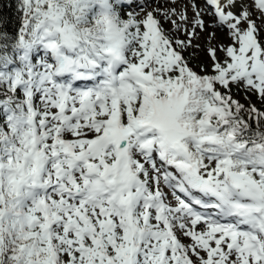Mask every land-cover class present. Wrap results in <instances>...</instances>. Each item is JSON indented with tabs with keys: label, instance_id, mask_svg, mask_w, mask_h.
<instances>
[{
	"label": "snow or ice",
	"instance_id": "6c2138e0",
	"mask_svg": "<svg viewBox=\"0 0 264 264\" xmlns=\"http://www.w3.org/2000/svg\"><path fill=\"white\" fill-rule=\"evenodd\" d=\"M15 7L0 264H264V0Z\"/></svg>",
	"mask_w": 264,
	"mask_h": 264
},
{
	"label": "trees",
	"instance_id": "16d2710c",
	"mask_svg": "<svg viewBox=\"0 0 264 264\" xmlns=\"http://www.w3.org/2000/svg\"><path fill=\"white\" fill-rule=\"evenodd\" d=\"M15 5L16 0H0V18L11 19L13 25L18 15Z\"/></svg>",
	"mask_w": 264,
	"mask_h": 264
},
{
	"label": "bare ground",
	"instance_id": "6f19581e",
	"mask_svg": "<svg viewBox=\"0 0 264 264\" xmlns=\"http://www.w3.org/2000/svg\"><path fill=\"white\" fill-rule=\"evenodd\" d=\"M221 39L223 40V39H225L224 37H223V35L221 34Z\"/></svg>",
	"mask_w": 264,
	"mask_h": 264
}]
</instances>
